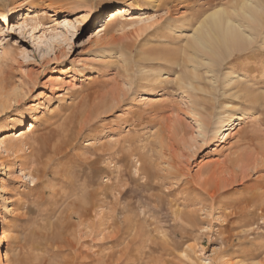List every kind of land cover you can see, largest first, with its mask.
<instances>
[{
    "label": "rangeland",
    "instance_id": "374dc122",
    "mask_svg": "<svg viewBox=\"0 0 264 264\" xmlns=\"http://www.w3.org/2000/svg\"><path fill=\"white\" fill-rule=\"evenodd\" d=\"M160 1L0 0L4 264H109L111 255H122L117 264H264V197L256 201L261 209L250 204L264 192V168L239 160L264 142L256 124L264 101L253 108L235 103L216 109L215 122L247 114L237 130L224 137L209 133L203 144L198 138L199 148L190 147L197 124L175 81L185 72L163 61L148 69L138 62L148 48L173 50L185 43L182 34L170 31L178 25L172 24L175 18L231 10L244 0H172L170 10ZM119 5L130 12L100 30V21ZM252 50L230 62L237 74L257 84L264 100V53ZM160 74L158 82H164L152 90L151 78ZM116 90L122 94L119 104L110 106L107 98L98 106ZM177 116L190 132L185 141L172 130ZM17 139L23 153L8 146ZM55 146L66 149L47 168L55 166L56 172L33 176L32 156L46 162ZM141 164L145 170L137 171ZM181 164L185 173L170 175ZM206 178L209 189L201 183ZM75 200L85 202L83 218L72 207Z\"/></svg>",
    "mask_w": 264,
    "mask_h": 264
},
{
    "label": "bare ground",
    "instance_id": "6f19581e",
    "mask_svg": "<svg viewBox=\"0 0 264 264\" xmlns=\"http://www.w3.org/2000/svg\"><path fill=\"white\" fill-rule=\"evenodd\" d=\"M171 1L172 0H161L160 3L164 7H167L168 5L171 4ZM185 1L190 2L191 0L190 1L185 0ZM198 1L199 0H194L193 3L198 2ZM201 3H202V1H200L199 4L203 5V3L202 4ZM210 5H211V3H210ZM191 6L192 5L189 3L188 7H191ZM193 6H194V4H193ZM195 8L197 9V7H195ZM228 9L229 8L219 7L215 10H212V12L209 11V13L206 11L201 12V10L200 11L195 10L196 12L193 13L190 17H187V16L185 17V15H184L182 17L175 18L173 20L172 24H178V25L173 27L170 31L172 33L182 34L181 36H184L185 43L181 47L173 48V50L170 49V47H159V46L148 48L147 52H144L143 56H141L140 60L138 61L141 63L140 65L143 66V69L149 67L150 65H151L150 67L154 68L157 65L161 64V61H163V63L164 62L169 63L170 66L172 67V69H181V72H185V74L183 73L184 76H181L179 78H177L178 77V75H177V77H176L177 79L175 81H176V84L178 85V89L180 90V92H182L185 96L188 97L187 101H185V104L187 105L186 106L187 112L192 114V116L191 115L190 116L194 117L193 119L195 120V122L197 124L196 130H195L196 133H194L195 132L194 130L191 131V138L188 142L190 144V147H193L195 145V147L199 148L200 145L198 144V141H197L198 138H199L201 144H203L206 141V139L209 137L208 136L209 133H211V135H213L214 137L217 136L218 134L223 135V137H224L227 132H233V131L237 130L238 127L241 125V120H244V116L247 114L245 112V113H242L240 115L234 116L232 119H229V120L224 119L227 121L226 123L223 120V117H224L223 116L222 118L219 117L218 121L216 118V122H215V120H212L211 117H213L214 114H216L215 113L216 109H220V110H222L223 108L227 109L228 107L235 106L234 105L235 103H236V105H238V103H243V104L247 105V107L253 108V107H256L257 105L259 106L260 102L263 103V101H264V100H261L262 99L261 93H259L258 89H256V88H258L255 86L257 84H255V85L252 84V81L249 80L247 76H245V75L242 76L240 74H237L236 71L233 70L234 68L232 66V62H230V61H232V59L235 55L241 54L243 52H247L252 48H254L257 51V53H264V0H244L237 5H234L231 8V10H228ZM169 10H170V7H169ZM127 12H130V8H128L127 6H122V5L117 6L112 12L108 13L100 21V25H99V27L101 28L100 30L107 31L109 29L110 25L116 23L119 20V18ZM10 14H11V16H13L14 10H11ZM131 15H133V14H131ZM169 17H171V16H169ZM6 19H7V17H3L1 20L7 23ZM66 20L67 19H65V21ZM172 24H171V27L173 26ZM97 31H95V32L97 33ZM176 40H178V39L176 38ZM166 51L173 52V53H169L168 56L164 57L163 55L165 54ZM130 70H128L129 71L128 73H129V75H131L130 76L131 80H133L132 77L134 76L135 71H133V69H132V71H130ZM146 70L145 71L143 70V71L145 73H147L148 71H146ZM144 76H145V74H144ZM150 76H151V74H149V78H150ZM156 76H157V79L155 78ZM156 76L154 78H151V82L148 85L151 87L152 90L155 89L157 83L159 84L161 82H164V80H161L162 78L158 82V79L160 77H162L161 74L156 75ZM255 81H256V79H255ZM261 81H263V80H261ZM259 83H261V82H259ZM121 95L122 94H120V92H118L117 90L112 91L111 93L106 94L101 99H99V102H97L98 106H100L102 104H106L109 101L107 98H110V101L113 102V104H111L110 106L115 105V104L117 105L120 103L119 98ZM94 104L96 105V103H94ZM225 109H223V110H225ZM257 109H255V110H257ZM228 110H227V112H228ZM89 116H90L89 114L85 116L84 123L90 119ZM226 117H227V115H226ZM252 117H254V116H252ZM256 120H257L256 124L259 126V128H257V129H259L258 131L260 132V134L263 135V136H260V138L261 137L264 138V129H263V127H261V124L264 123V114L261 118L259 116V119H256ZM174 121H175L174 127L172 126L173 127L172 130L175 128V130H173V131L178 132V133L180 132L181 134H183L184 141L187 140L186 135L189 134L190 132H188V130L182 128L183 124H184L183 118H181L180 116H177L174 118ZM212 126L214 128L211 131ZM170 132H172V131H170ZM175 132H173L172 135ZM180 133H179V135H180ZM179 135L176 134V136H179ZM180 137H181V135H180ZM247 140H249V139H247ZM253 141H255V140L252 137L250 139L249 143H253ZM22 142H23L22 139H17V140L10 142L8 146H9L10 150H13L15 153L20 152V151L22 152L25 150L24 149L25 147H24ZM258 143L259 144H257V146L255 147V150L252 151L251 148L253 146L250 148V150H251V152H249V153H251L250 156H249V153H248V155H246L247 153L245 152L246 157L242 156V158H239V160H242V161L244 160L246 162L251 161L253 163V166L250 165L251 168L252 167L256 168V167L261 165L260 167H262V169H263L264 168L263 167V165H264V142L258 141ZM244 144H242V145H244ZM44 145H45V143H44ZM44 145H42V146L44 147ZM251 145H254V144H251ZM248 146H249V144H248ZM31 147L34 148V146H31ZM48 148H50V147H48ZM243 148H245V147H243ZM32 149H31V152H32ZM52 150L53 149L51 148L50 151H52ZM54 150H55L54 156L50 155V157L48 158V160L46 162L43 161V159H42L43 156L41 158L40 156H38V154L34 153V154H36V156L33 155L31 158V160L33 161V171H32L33 176H35V175H39V177L40 176H46L49 173L51 174V172H56L55 166H53L54 168L51 169L50 172H48V169H49L48 166L50 167L51 162L55 161L54 159L57 160L59 158H62V155L60 156L59 154H63L66 151V149L64 148V150H63V147L55 146ZM240 151H242V150H240ZM240 151H239V153H240ZM45 152H47V151H45ZM255 154H257L258 156L257 157L253 156ZM57 155H59V156L57 157ZM236 155H238V153ZM182 156L184 157V155H182ZM178 157H180V156H178ZM179 160L182 163H184V160H182L181 158ZM235 160L236 159H234V161ZM32 161H30V162L32 163ZM60 161H62V160L60 159ZM230 161H231V159H230ZM26 162H28V161H26ZM31 163H29V164L32 166ZM225 164H227V163H225ZM58 165H57V167H58ZM182 165L183 164L180 165L181 168H178L177 166H173L174 172L172 170H170L171 171V172H169L170 175L176 176L178 174H181V171H183L182 169L184 168V167H182ZM27 166H28V164H27ZM41 166H43L44 168H41ZM30 169H31V167H30ZM59 169H61V167ZM138 169L139 170H137V171H144L145 170L144 165L141 164ZM148 172H149V170H147V174H148ZM183 172H182V174H183ZM242 173H244V172H242ZM244 174L242 176H244V178H245V176H249L250 171H246ZM29 175H30V173H29ZM52 176L54 178V175H52ZM176 177H178V176H176ZM262 177H263V175H262ZM241 178H243V177H241ZM201 183H202L203 187L206 186L207 188L210 185L208 178L204 179ZM262 187H264V186H262ZM104 192H103V194H105ZM263 197H264V192H262L259 196L258 195L255 196L253 198L255 200L250 199V200H252V201H250L251 202L250 204H252L251 206L252 207L259 206L258 208L261 209L262 204H264V203L262 202V204H258V202H256V201L258 199H262ZM94 198H95L94 195H90V198H88V199L94 200ZM157 199H159V198H157ZM263 201H264V198H263ZM72 202H73L72 207L74 209H76V211L78 209L81 212L80 216L83 218L87 213L86 212L87 210L85 208L86 206L84 204L85 202L83 200H75ZM94 202L95 201H93V203ZM104 202H105V200L103 199L102 203L104 204ZM123 255H124V253H123ZM121 256L116 258V257H114V255H111L110 257H108L109 259H107V260H109L108 263L109 264H115L117 261H119L121 259ZM92 262H94V261H92ZM0 264H4V257L2 254H0Z\"/></svg>",
    "mask_w": 264,
    "mask_h": 264
}]
</instances>
